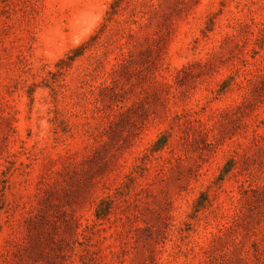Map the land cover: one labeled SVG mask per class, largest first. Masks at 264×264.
<instances>
[{"label":"rangeland","instance_id":"rangeland-1","mask_svg":"<svg viewBox=\"0 0 264 264\" xmlns=\"http://www.w3.org/2000/svg\"><path fill=\"white\" fill-rule=\"evenodd\" d=\"M0 264H264V0H0Z\"/></svg>","mask_w":264,"mask_h":264},{"label":"trees","instance_id":"trees-1","mask_svg":"<svg viewBox=\"0 0 264 264\" xmlns=\"http://www.w3.org/2000/svg\"><path fill=\"white\" fill-rule=\"evenodd\" d=\"M85 44L80 45L79 47L75 48L73 50V55L70 57L72 61H74L75 58L81 56L84 52Z\"/></svg>","mask_w":264,"mask_h":264}]
</instances>
